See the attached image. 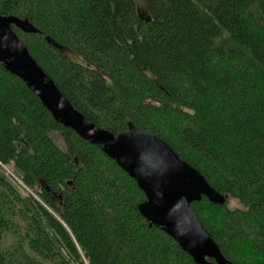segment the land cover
Returning <instances> with one entry per match:
<instances>
[{"label":"trees","instance_id":"trees-1","mask_svg":"<svg viewBox=\"0 0 264 264\" xmlns=\"http://www.w3.org/2000/svg\"><path fill=\"white\" fill-rule=\"evenodd\" d=\"M0 12L25 23L12 28L75 109L160 137L228 195L192 207L227 259L264 264V0H0ZM145 200L0 65V264H197L149 226Z\"/></svg>","mask_w":264,"mask_h":264},{"label":"water","instance_id":"water-1","mask_svg":"<svg viewBox=\"0 0 264 264\" xmlns=\"http://www.w3.org/2000/svg\"><path fill=\"white\" fill-rule=\"evenodd\" d=\"M14 25L25 27L18 17L0 12V65L20 78L57 122L97 146L136 181L146 197L139 211L150 227L172 237L197 264H235L223 255L192 207L203 197L224 205L228 195L216 190L160 137L133 126L115 134L75 109L31 56Z\"/></svg>","mask_w":264,"mask_h":264},{"label":"rangeland","instance_id":"rangeland-1","mask_svg":"<svg viewBox=\"0 0 264 264\" xmlns=\"http://www.w3.org/2000/svg\"><path fill=\"white\" fill-rule=\"evenodd\" d=\"M57 141H58V143L61 145L62 143H61V140H60V138L59 137H57ZM7 168V167H6ZM6 168H3V171L4 172H6L7 174H9V172H8V170L9 169H7L6 170ZM9 168V167H8ZM12 170V169H11ZM229 207H231V208H241L242 207V204L238 201V200H236V199H232V198H230V200H229Z\"/></svg>","mask_w":264,"mask_h":264}]
</instances>
